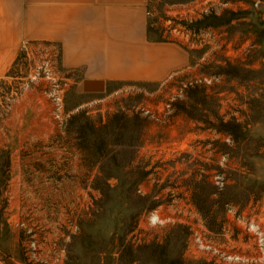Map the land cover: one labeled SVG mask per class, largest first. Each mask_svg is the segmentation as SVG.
<instances>
[{
  "label": "rangeland",
  "instance_id": "obj_1",
  "mask_svg": "<svg viewBox=\"0 0 264 264\" xmlns=\"http://www.w3.org/2000/svg\"><path fill=\"white\" fill-rule=\"evenodd\" d=\"M148 8L157 35L194 50L189 67L164 82L68 91L60 122L47 82L24 77V56L0 78V264H27L18 220L52 231L69 215L80 227L65 264H264L250 228L264 235V0H149ZM170 96L165 122L137 108ZM75 161L81 185L65 202L59 185L36 183L69 175L59 170ZM152 211L164 221L151 223ZM56 238L48 234L44 247Z\"/></svg>",
  "mask_w": 264,
  "mask_h": 264
},
{
  "label": "crops",
  "instance_id": "obj_2",
  "mask_svg": "<svg viewBox=\"0 0 264 264\" xmlns=\"http://www.w3.org/2000/svg\"><path fill=\"white\" fill-rule=\"evenodd\" d=\"M148 4L149 0H0V78L25 42L52 41L61 47V66L78 75L69 89L78 95L98 96L115 84L164 82L189 67L194 50L156 34ZM65 169L59 171L69 175L59 180L36 183L47 182L48 190L59 185L64 200L68 192L79 189L84 166L75 161ZM55 196L49 191L44 198L52 202Z\"/></svg>",
  "mask_w": 264,
  "mask_h": 264
},
{
  "label": "built area",
  "instance_id": "obj_3",
  "mask_svg": "<svg viewBox=\"0 0 264 264\" xmlns=\"http://www.w3.org/2000/svg\"><path fill=\"white\" fill-rule=\"evenodd\" d=\"M260 0H253L254 5H257ZM147 13L152 15V10H148ZM186 34L191 31L185 29ZM181 44L192 48V45L184 43L176 38H172ZM20 56H24L29 62V69L24 76L28 83H34L39 80H45L46 93L50 97L55 108V115L63 122L65 119V98L66 94L76 81L78 75L69 69L61 66V47L58 43L52 41H27L23 45ZM210 81V80H208ZM174 96H170L160 108H153L147 104H139L137 108L147 117L165 122L169 119L170 114L173 111ZM151 223H162L164 220L159 217V214L152 211L149 216ZM18 225L22 228L23 236V248L25 251V259L27 264H65L68 256V249L72 237L77 234L79 229V221L73 215L66 217L64 224L60 223L59 226L53 227V230L47 226L42 225L41 228H37L36 222L31 223L30 218H24L18 220ZM250 228H253L258 240L260 248L263 250L264 235L262 230L257 224H250ZM53 232L57 238L50 241V244H46L44 238ZM43 240L41 238V234ZM196 240L200 242V247L209 248V244L196 237ZM214 253H219L222 258L228 261H243V256L237 254L227 253L220 251V249H214Z\"/></svg>",
  "mask_w": 264,
  "mask_h": 264
},
{
  "label": "trees",
  "instance_id": "obj_4",
  "mask_svg": "<svg viewBox=\"0 0 264 264\" xmlns=\"http://www.w3.org/2000/svg\"><path fill=\"white\" fill-rule=\"evenodd\" d=\"M228 123H229V122L223 123L225 128H222V127H221V128H222V129H226V130L229 129V128H228L229 126H227ZM234 125H237V123H235Z\"/></svg>",
  "mask_w": 264,
  "mask_h": 264
}]
</instances>
